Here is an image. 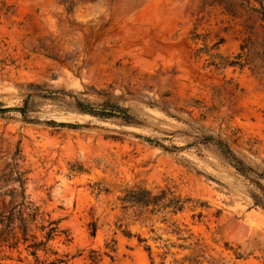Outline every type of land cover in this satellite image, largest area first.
<instances>
[{
    "label": "rangeland",
    "instance_id": "rangeland-1",
    "mask_svg": "<svg viewBox=\"0 0 264 264\" xmlns=\"http://www.w3.org/2000/svg\"><path fill=\"white\" fill-rule=\"evenodd\" d=\"M261 6L0 0V175L37 212L26 242L0 223V264H264ZM135 184L192 202L123 209Z\"/></svg>",
    "mask_w": 264,
    "mask_h": 264
},
{
    "label": "trees",
    "instance_id": "trees-1",
    "mask_svg": "<svg viewBox=\"0 0 264 264\" xmlns=\"http://www.w3.org/2000/svg\"><path fill=\"white\" fill-rule=\"evenodd\" d=\"M255 13L259 16L261 21L264 22V7L261 6L259 9H254ZM82 109L89 111H98L95 108H89L83 106V104H79ZM101 112L106 113H117L113 110L102 109L99 110ZM126 119H129L130 116L127 114L124 115ZM209 141H213L218 144L227 154H229L236 162L237 168L245 173L246 166L244 162L237 158L227 144L222 142L221 140H214L213 138L207 137ZM250 169V168H249ZM16 173V179L19 183L20 190L18 192L11 193V200L8 205L0 206V223L6 224V228L12 232V237L15 238L18 231L21 232L24 242L29 240V237L36 238L35 235L30 234V224L32 221L36 220L37 212L29 214L28 217L24 216L23 206L25 201V179L22 177V173L19 172L14 166H12L9 171H4L0 178L9 177L12 174ZM118 199L122 204L123 209H127L129 207H135L140 209H150L151 212H156L160 210H169L173 214H177L178 212H182L186 205L192 202L191 198H182L181 196H176L173 191H171L168 187L162 188L158 193H154L152 190L135 184L129 186L123 190V195L119 196ZM200 206H204V204H200ZM19 208V214L15 218L13 217V212L16 208ZM198 216H201V212L198 213ZM57 221L53 220L49 222V229L46 231V241H41L40 243L32 242L28 244V247L33 248V253L38 250L39 245L46 244L50 239L53 238V234L57 231ZM45 226H41V230H44ZM96 228L94 226L93 234H95ZM5 230L0 229V242H7L8 236L4 235ZM142 241V240H140ZM148 250L149 246L146 247ZM54 264V263H52Z\"/></svg>",
    "mask_w": 264,
    "mask_h": 264
}]
</instances>
